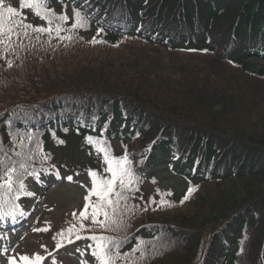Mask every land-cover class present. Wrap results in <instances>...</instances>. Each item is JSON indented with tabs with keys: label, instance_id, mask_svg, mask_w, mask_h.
I'll return each mask as SVG.
<instances>
[{
	"label": "trees",
	"instance_id": "16d2710c",
	"mask_svg": "<svg viewBox=\"0 0 264 264\" xmlns=\"http://www.w3.org/2000/svg\"><path fill=\"white\" fill-rule=\"evenodd\" d=\"M237 4L234 16L223 10ZM47 6L58 15L79 11L87 23L64 24L60 36L71 39L31 28L5 39L0 176L8 169L16 178L24 174L39 150L59 168L78 169L67 155L95 159L89 137L128 143V160H146L147 179L155 182L154 170L165 166L192 193L184 200L172 192L156 211L127 202L124 217L145 211L110 230L120 242L115 264H264V139L229 128L234 116L211 114L225 112L224 100L234 93L238 102L257 105V116L264 110L256 104L264 91L249 86H264V68L254 72L247 63L264 57V0H47ZM12 19L48 27L22 13ZM226 25L230 41L218 52L206 33L218 32L225 42ZM193 54L212 60L203 65ZM172 60H189V67L169 71L160 64ZM225 62L233 77L220 73ZM257 116L248 119L255 123ZM139 170L132 173L142 181Z\"/></svg>",
	"mask_w": 264,
	"mask_h": 264
},
{
	"label": "rangeland",
	"instance_id": "374dc122",
	"mask_svg": "<svg viewBox=\"0 0 264 264\" xmlns=\"http://www.w3.org/2000/svg\"><path fill=\"white\" fill-rule=\"evenodd\" d=\"M3 3L6 6L15 7L32 24L37 25L40 23V18L34 14L32 9H20V0H3ZM150 6H152V3L150 4ZM239 7V4L235 5L234 7L224 5L223 10L230 9L229 14H232L233 12L234 16L239 12V10L237 9ZM62 14H66L70 18L69 22L66 24L71 25L73 11L71 9H66L62 12ZM201 17L202 19H204L205 14L201 13ZM41 21L45 22L42 19ZM227 25L224 27V30H227V39L225 42H223L225 40V37H223L218 32L209 31L208 33H206V37L212 41L213 46L217 49L218 52L219 50L223 51L226 43L230 41L232 30ZM82 28L83 27L78 29ZM82 34L83 33H81L80 36ZM192 56L196 62L203 65L212 60V57H205V55L202 54H193ZM248 59L249 61H247V63L250 65L251 70L257 71L261 68H264V58L253 57ZM188 62L189 60H172L169 65H165L164 62H161L160 64L164 66L163 68L170 71L177 68L175 65H177L178 68L180 66L184 67L187 66ZM153 64L157 65L156 62H154ZM223 64L225 67L220 69V73L226 76L233 77V67L226 62ZM147 66L149 65L147 64ZM188 67L189 66L185 67L184 70ZM153 69L156 70V68ZM250 85L254 90L264 91V86H260L258 85V83H254V81L252 83H249V86ZM177 92L186 97L184 91L177 90ZM234 96L235 98L233 100H224L227 104V106H224L226 108L225 112L219 109H213L211 110V114H221V117L227 118L234 116V119L232 121L233 123L229 128L235 127L240 128L241 130L249 129L253 131L251 134L250 132H243L250 134L251 136H254L256 138L264 139V110L261 111L260 116H257V114H255L257 105L250 107L252 102H238L241 99L237 100V95L235 93ZM210 100L211 99L208 98L206 102L215 103ZM185 102L186 101L184 98V103ZM238 103H242V105H240V108H238ZM256 104L264 106V100H257ZM192 111L194 112V110ZM254 115L258 117L257 120L260 123L257 121L255 122V124L253 121H250L248 119V117H254ZM110 144V147L108 145H105L104 147L113 157H123L125 154L129 155L130 152H133V149H129L130 147L128 145H123L122 147V144L117 142H114V144ZM67 157L75 165L82 166L85 164L86 166L83 167L85 172H82L81 174L73 173L74 175H67L73 178L71 179V181L64 177L62 181L59 177L53 178L49 174L47 179L43 177L40 178L39 185L34 186L31 181L28 182L27 188L30 189L29 191H31V193L34 195H38L35 198H30L26 201L27 210L29 214L33 213L32 218L34 222L31 226H29L28 229L22 230L23 233H19V237L15 239L16 245L14 249L7 253H0V264H9V261L13 258L17 261V264H20L19 259L23 256H28L30 258L34 257L37 254L40 256H44L49 252H52L56 248L57 240L53 239V237H55L57 233H60L62 230H67L71 226H75V231L78 230L80 232L81 225H90V222H88L89 219L87 218V221V219L82 218L80 216V213L84 209L86 203L85 197L89 195V191L92 188V177L88 173L86 174V172L88 171H86V169L91 164V162H94V160L87 161L86 157L78 151H74L73 153L67 155ZM95 163L96 162H94L93 165H95ZM139 163L140 162L136 160L133 164H130V167L137 168ZM100 168H102V166H100ZM154 173L157 174L159 183L158 181L152 182L149 179L144 178L143 180L145 181L142 184L143 180H138L134 185H132L135 190L130 191V196L127 195V202L131 204H139V202H144L145 205L151 204V206L154 207L153 210L156 211L157 209H159L158 207H160L157 205L163 198L172 197L174 193H176L177 195H181L184 192L187 193L188 190L186 188L187 184L185 183V181L180 180V178L173 177V175H171L170 173L165 172V169L159 168L158 170L154 171ZM45 179L46 181H44ZM172 192L174 193L172 194ZM198 197L199 196H196L194 201ZM96 201L97 200L92 195L90 197V203L95 204ZM23 203L24 201H22V204ZM193 204L194 202H192L191 206ZM201 205H203V203H199V205L195 207V210H200L199 208L201 207ZM91 210L92 209L90 207L88 209V216ZM143 211L144 210H140L138 212L143 213ZM189 211L192 212V209H189ZM138 212L130 213L128 215V221L133 219ZM73 213L76 214L75 218L73 217ZM154 219L158 221V216H156ZM86 221L88 222L87 224L84 223ZM45 228H47L48 230L34 231V229ZM78 243V246H68L60 249L55 253L54 257L52 256L50 258H47L45 263L52 264V261L55 260L56 264H94L93 256L91 254L92 248L88 247L89 245L84 239L81 242L78 241Z\"/></svg>",
	"mask_w": 264,
	"mask_h": 264
},
{
	"label": "snow or ice",
	"instance_id": "6c2138e0",
	"mask_svg": "<svg viewBox=\"0 0 264 264\" xmlns=\"http://www.w3.org/2000/svg\"><path fill=\"white\" fill-rule=\"evenodd\" d=\"M29 8L32 9L34 14L40 19L44 20L48 27H36L30 24H25L22 20L12 19V17L19 16L20 13L15 7L4 6L3 0H0V53H2L3 48L6 47L4 44L5 39L10 40L13 35L27 36V29L31 28L33 32L37 33H48L49 36L52 35L53 31L56 36L60 39H71V37H61V31H64L63 25L69 22V17L66 14H56L50 10L47 6V0H20V9ZM87 21L82 17L79 11L73 12L71 28H81L86 25ZM54 25V27H53ZM16 28L22 29V31H16ZM2 58V57H0ZM8 66H12V62L8 61ZM89 142H92V138H88ZM98 151L104 153L105 163L108 164L107 171L111 173V178H98L97 173L89 171V175L92 177V188L89 191V195L85 197V206L81 211L80 216L82 218H88V209L91 207V220L92 223L98 224L99 227L106 230H119L120 221L117 218V213L121 201H127L128 196L127 192L134 191L132 187L137 181L138 178L132 173L130 167V161H128L127 154L123 157L115 158L110 157L107 149L102 145L98 148ZM14 172L15 169H8L5 172V176H0V189H7L12 191L14 181ZM34 176L35 179H39L38 174L30 173ZM6 177V179H5ZM71 181V177L67 178ZM116 181H119V188H116ZM20 189H24V185L20 183ZM192 189L189 188L188 193L184 196V200H187L191 195ZM31 195V193H27ZM95 195L97 201L95 204L90 203V197ZM183 202V201H181ZM162 203H166L162 201ZM18 207V205L16 206ZM23 213H21L22 215ZM6 215H12L11 213L0 212V219H3ZM102 215L103 220H98L97 217ZM73 217H76V214L73 213ZM13 219H15L13 215ZM84 226L81 225V230ZM48 229H34V231H47ZM75 234L76 239H81L79 233L75 232V226L69 227L67 230H62L60 233H57L53 239L57 240L56 248L59 249L64 246V242L73 243L72 236ZM59 238V239H58ZM94 242L93 245L88 247L92 248V256L98 264H115L118 255V249L120 246L119 241H115L110 237L91 235L86 237ZM116 250V251H114ZM51 255V254H49ZM45 257L40 255H35L30 258L28 256L20 257L22 264H43ZM9 264H17V261L13 258L9 261ZM52 264H56V261L53 260Z\"/></svg>",
	"mask_w": 264,
	"mask_h": 264
}]
</instances>
